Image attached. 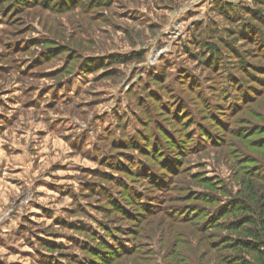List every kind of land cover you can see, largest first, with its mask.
<instances>
[{
	"label": "rangeland",
	"instance_id": "374dc122",
	"mask_svg": "<svg viewBox=\"0 0 264 264\" xmlns=\"http://www.w3.org/2000/svg\"><path fill=\"white\" fill-rule=\"evenodd\" d=\"M250 5L251 0H113L106 8L62 14L0 9V264H81L86 248L95 247L92 238L119 239L129 248L141 244L140 255L119 264H172L176 248L178 263L215 264L216 253L204 259L205 250L197 251L201 224L190 221L200 210L213 215L220 207L189 196L211 194L201 178H218L233 194L239 189L230 148L200 135L203 129L226 137L207 116L221 117L231 129L247 116L264 126V104L250 109L259 119L240 111L242 89L264 90L255 81L264 73L260 50L242 42L232 23ZM211 41L222 56L216 65L207 52L204 62L197 61L200 45ZM222 45L244 52L252 62L248 74ZM232 78L239 81L237 89L229 87ZM189 79L195 94L188 92ZM178 101L198 108V115L181 113L191 116L188 131L173 119ZM157 128L180 140L186 131L194 138L183 144L190 149L184 158L170 146L180 168L137 150L142 135L152 137ZM125 140L135 149L122 146ZM145 170L153 173L154 184Z\"/></svg>",
	"mask_w": 264,
	"mask_h": 264
},
{
	"label": "trees",
	"instance_id": "16d2710c",
	"mask_svg": "<svg viewBox=\"0 0 264 264\" xmlns=\"http://www.w3.org/2000/svg\"><path fill=\"white\" fill-rule=\"evenodd\" d=\"M112 1L113 0H0V9H3L5 5H9L7 8H10V5H13L12 9L16 10L18 8L20 9V13L25 12L28 9L39 8L47 12L62 14L86 6H89L90 8H106L110 6ZM232 7L233 6L229 5L226 9H231ZM14 10L5 13V17ZM221 10L224 15L230 18L232 17L230 13L231 10L227 11L225 8H221ZM238 11H242V13H240L242 14V17L236 15L235 17H240L238 20H236L235 17H232V23H234L239 32L241 31L242 42L259 48L260 59L264 61V0H251L250 6L242 7ZM4 12L5 10H3V15ZM226 32L231 34V29L226 30ZM193 43L194 47L199 45L198 40H193ZM211 43L212 44L207 43L200 45L201 47L199 51H201V55L197 56L201 57L197 58V61L204 62L205 58L202 57V54L205 52L209 53L211 56L209 62L213 65H216L217 62L222 59L221 54L219 55V48L216 46L217 43L214 41H211ZM222 47L228 49L231 57L241 59L239 62L242 63L243 68H245V74H248L246 73V69L251 68L252 62L246 57L244 58V56H246L244 55V52H235L236 50L234 48L225 45H222ZM135 57L140 60L144 59V56L142 55H137ZM206 62L209 63L208 61ZM221 65L222 62H219V67L222 68ZM254 78L256 79V77ZM186 79V77H182V80ZM231 81L235 80L232 78ZM255 81L259 85H263L264 73L257 77ZM153 82L158 83L154 79ZM181 83L188 87L185 82ZM187 83L190 85L188 87V92L195 94L197 89L191 85L192 80L189 79ZM236 83H239V81H235V85H230L229 87L237 89ZM242 83L245 85L243 79ZM160 85V91L162 92L163 84ZM246 87L245 90L242 89L240 111L242 110L245 114L250 111V114L253 115L254 118L259 119V116L255 115L252 112L253 110L250 109L255 105L259 106L264 104L262 99L264 97V90L258 92L254 87L250 88L249 85ZM198 101L201 100L198 99ZM189 104L188 101L186 103H180L178 101L173 108L175 114L172 113L175 123L185 126L187 131L190 127L187 125H189L188 122L190 121L191 116L182 118L181 113L183 114L188 111H194V114H199L198 108L190 109ZM160 105H157L158 109L162 111L164 109L167 113L173 112L168 107L161 108ZM202 106L203 104H201L200 109L206 112V109L202 108ZM210 107L212 108V111L215 112L214 108L217 107V105H215V107ZM218 114L224 115L220 113ZM207 117L208 119L210 118L211 121H214L215 126L218 129H221L223 133L226 134V137L224 139H219L217 134L211 136L203 129H200V135L209 139L213 146L226 144V146L230 148L231 154L233 155L234 160H236L234 179L239 185V189L233 194L232 189H230L229 186H226L222 180L216 178V180L213 181L208 178H201L199 183L208 187L211 194L199 195L193 193L189 197L192 199L194 198L193 196L197 195V202L220 207V210L213 215L211 213L208 214V211L206 210H200L198 214L192 217L190 222H193L196 225L201 224L200 227H198L201 237L197 240L199 243L197 246H200L199 248L197 247V251L202 249L205 250V254L203 255L204 259L209 253H216L218 256L215 258V264H253L247 256H252L254 258V264H264V126L262 127L260 124L254 125L252 121L253 119L247 116L244 120H241L242 118L236 119L234 122L237 127L231 129L223 125L221 117ZM157 130L158 132H161L162 135L158 134V132L157 134H152V137L151 132L143 134L139 139L142 146L136 144L137 150H140V153H143V155L144 153L145 155H150L153 159H156L159 156H164L167 161H175V165L177 164V167L180 168L182 161L177 159L178 155H172L170 146L173 149H177L178 152H180V156L184 158L186 157L187 151L190 149L189 146L186 148L183 144L187 142L189 138H191V141H188V143H193L195 141L194 138L189 136L187 131L185 135H182V138L186 140H180L175 134H170L169 132L158 128ZM175 136L176 139H173ZM120 144L122 146L132 147V149L134 148V146H132L133 142L131 143L130 140H125ZM151 146L153 147L152 152L150 151L151 149H148V147ZM150 170L155 169L151 168ZM180 171L177 174H180ZM145 172L147 174L144 175L148 176L149 173L147 170H145ZM152 175L153 173L148 177L151 180V183L154 184L155 178L153 177L154 175ZM193 179L196 180L198 178L195 177ZM219 193L221 195H219ZM128 198L130 199L132 196L129 195ZM226 200L228 202H226ZM125 201L127 202V200ZM222 204L227 205L222 207ZM140 208H145L144 211L147 210L146 214H148V212L149 214H154V211L148 209L144 205ZM131 219L133 220L134 218ZM187 222L189 223V220ZM212 231L214 233L210 234ZM219 231H225L226 235L219 234ZM111 233L112 232L108 231V236L112 239L116 237ZM116 235H120V232H117ZM127 235L129 236L132 234L128 233ZM92 240L95 242V247L86 248L87 261L81 264H119L123 262L124 258L140 255L138 251H140L139 247L141 244L136 243L133 248H129L124 245V242L119 241V239H117V241H110L105 238L99 240L92 238ZM177 250L178 248L172 253L171 257L175 260L172 264H176V262L177 264H185L184 261L178 263V261L181 260V253L177 252ZM225 252H236L238 256H229L228 254H224Z\"/></svg>",
	"mask_w": 264,
	"mask_h": 264
}]
</instances>
